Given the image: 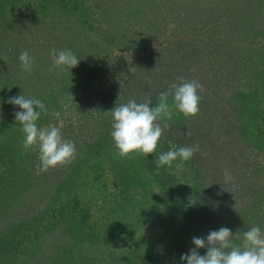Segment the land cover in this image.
I'll use <instances>...</instances> for the list:
<instances>
[{"label": "trees", "instance_id": "16d2710c", "mask_svg": "<svg viewBox=\"0 0 264 264\" xmlns=\"http://www.w3.org/2000/svg\"><path fill=\"white\" fill-rule=\"evenodd\" d=\"M85 1L0 0V264H182L193 237L227 227L241 244L252 226L264 231V0H110L104 23ZM52 49L71 50L78 66L49 71ZM117 50L135 53L125 78ZM180 78L202 84L199 114L173 109L154 155L120 157L111 110L132 98L155 106ZM93 87L92 105L60 124L57 113ZM22 94L47 107L38 127L75 142L70 165L36 174L38 148L23 149L21 109L7 103ZM197 145L182 169L176 160L157 172L161 153Z\"/></svg>", "mask_w": 264, "mask_h": 264}, {"label": "clouds", "instance_id": "9594fccd", "mask_svg": "<svg viewBox=\"0 0 264 264\" xmlns=\"http://www.w3.org/2000/svg\"><path fill=\"white\" fill-rule=\"evenodd\" d=\"M52 67L62 71H69L78 66L80 60L68 49L57 51L52 49ZM21 67L24 73H31L35 58L29 55L27 50L19 55ZM173 84L167 92H161L155 106L152 101L137 102L132 98L127 103L115 106L111 110L113 117L111 137L120 157H129L133 153L148 157L154 155L160 143L165 129L169 127L167 121L172 119L173 109L178 110L186 118H192L199 114L201 96L203 90L198 81ZM172 96L173 103L170 106L168 97ZM7 103L18 106L21 111L14 113L15 119L22 126L25 134L23 149L25 151L38 148L40 164L36 174L49 171V169L70 165L76 158L77 149L75 142L65 140L58 126L38 127L37 121L41 113H47L46 105L39 99L26 97L24 94L10 97ZM161 121H165L163 127ZM199 146H180L165 153H161L152 162L159 172L167 166L171 168L173 162L179 160L176 165L182 169L184 163L193 158ZM207 155V153H203ZM225 182L233 178L230 173L224 171ZM139 198V197H137ZM238 236L233 235L231 229L221 227L219 230L210 231L206 237H193L195 245L189 253L182 254V264H264V231L259 226H252L243 233L241 244H237ZM206 249V255H200L199 249Z\"/></svg>", "mask_w": 264, "mask_h": 264}, {"label": "rangeland", "instance_id": "374dc122", "mask_svg": "<svg viewBox=\"0 0 264 264\" xmlns=\"http://www.w3.org/2000/svg\"><path fill=\"white\" fill-rule=\"evenodd\" d=\"M89 5H90V7H88ZM83 6H85V7H82V9H81L82 11H86L88 13V15L92 14L90 16L93 19H95L97 21H102L103 23H104L105 19H107L109 21V18H111V14H110L111 12H113L114 14L116 13V11H114L113 7L111 6L110 0H86ZM115 20H117V18H115ZM97 21L95 22L96 25L98 24ZM113 23H114V21H113ZM113 23H110V24L105 23L108 30H110V31H108L109 35L111 32V29L114 26ZM161 23H162L161 21L157 22L155 29L159 30L160 32H163V31H165L166 27L162 26ZM104 27L105 26L103 25V28ZM224 37H227V36H224ZM214 38L216 39V37H214ZM221 41L226 42L225 38L221 39ZM157 43H159V41H157ZM260 44H262V43H259V45ZM214 50H218V49L215 48L212 51H214ZM209 51H211V49L209 47L206 48V58L205 59L211 60V61H213V60L217 61V57L215 55L211 56L210 54H207ZM147 52H149V50ZM147 52L141 51L140 53L146 54ZM116 54H119L118 57H120L122 55L123 59L127 61V63L125 64V67L123 66V64H121L119 66V72L117 75V78L118 77L125 78L126 73L133 69L132 60H133V56L135 57V53H132L130 51H123L122 52L121 50H117ZM117 60H118V58L114 59V61H117ZM210 63L213 64V62H210ZM110 79H111V75L105 76L103 78V81H104L103 87L104 86L107 87L109 85ZM241 81H243V79ZM98 92H99L98 87L96 89H95V87H93L91 91L84 93V94L80 95L79 97H77L76 99H74L73 101L69 102L65 106V110H63V111L61 110L59 113H57V114H60V117H59L60 124L64 123L63 121H64L65 117H68V118L72 117L73 119H75L78 117V115L82 111L87 110L92 105V103H93ZM177 194L181 198V200L186 201V202L188 201V198L190 197L189 190L186 189V187H180L179 190L177 191ZM191 195H192V193H191ZM146 233L149 236L157 235L154 232H151V229H148L146 231Z\"/></svg>", "mask_w": 264, "mask_h": 264}]
</instances>
